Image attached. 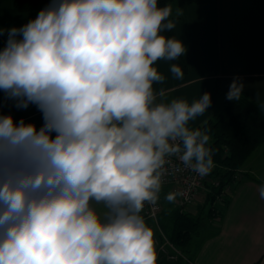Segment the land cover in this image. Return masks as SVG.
<instances>
[{
    "label": "clouds",
    "instance_id": "9594fccd",
    "mask_svg": "<svg viewBox=\"0 0 264 264\" xmlns=\"http://www.w3.org/2000/svg\"><path fill=\"white\" fill-rule=\"evenodd\" d=\"M171 16L158 0H50L7 30L0 91L43 123L0 113V264H157L141 213L160 198L168 158L200 176L214 167L208 131L189 127L211 94L163 102L153 87L165 80L155 63L186 52L163 34ZM244 87L234 78L226 99Z\"/></svg>",
    "mask_w": 264,
    "mask_h": 264
},
{
    "label": "crops",
    "instance_id": "0c3cea01",
    "mask_svg": "<svg viewBox=\"0 0 264 264\" xmlns=\"http://www.w3.org/2000/svg\"><path fill=\"white\" fill-rule=\"evenodd\" d=\"M13 1L0 0V29L5 30L0 50L6 45L8 29L23 26L41 10L18 12ZM170 5L174 37L186 48L187 71L178 79L170 72L171 61L155 63L165 76L163 83L153 86L157 93L163 92L158 101L183 98L191 103L204 92L210 93L208 111L189 122L195 129L224 106L231 82L239 77L245 85L243 92L264 110V0H172ZM0 113L11 114L16 121L23 118L37 128L43 123L35 105L17 109L2 91ZM238 176L227 202L221 205L217 227L203 238L186 264H264V198L260 196L264 142L250 153Z\"/></svg>",
    "mask_w": 264,
    "mask_h": 264
},
{
    "label": "trees",
    "instance_id": "16d2710c",
    "mask_svg": "<svg viewBox=\"0 0 264 264\" xmlns=\"http://www.w3.org/2000/svg\"><path fill=\"white\" fill-rule=\"evenodd\" d=\"M207 2L213 0H195ZM172 0H158L159 6L170 5ZM50 3V0H14L13 6L18 12H27L42 9ZM172 19V17H170ZM173 37V29L163 33ZM178 65L183 73L187 71V65L183 56L171 61V65ZM207 130L210 135L209 147L213 150L214 167L209 173L210 180H217L218 184L208 185L205 199L193 211H183L175 207L173 202H168L165 197L169 193L162 187L160 193L161 211L158 223L164 236L184 253L189 252L193 238L214 217H220L221 212H215L214 203L223 190V187L232 183L234 175L239 174L250 153L264 142V110L252 100L245 92L238 101L226 100L224 106L214 115L198 125L195 129ZM237 179L232 188L237 184ZM222 204L227 202L223 197ZM210 207L205 210V204ZM219 219V218H218ZM147 223V222H146ZM149 225V223H147ZM150 226V225H149ZM213 230V229H212ZM155 233V231L153 230ZM210 232L204 234L202 238ZM201 238V239H202ZM203 240V239H202ZM157 255V264H172ZM176 264H184L179 257Z\"/></svg>",
    "mask_w": 264,
    "mask_h": 264
},
{
    "label": "built area",
    "instance_id": "2783aa9c",
    "mask_svg": "<svg viewBox=\"0 0 264 264\" xmlns=\"http://www.w3.org/2000/svg\"><path fill=\"white\" fill-rule=\"evenodd\" d=\"M238 175H234L233 182L238 179ZM209 184L217 185L218 181L210 180L209 174L207 176H200L184 167L176 156L168 158V163L165 165L162 187L167 188L169 193H178L173 202L175 207L183 211H192L195 204L204 200L208 192ZM231 188V183H228L223 187V190L218 197L219 202L223 197L230 193ZM160 211L161 199L159 198L155 205L145 204L144 210L141 214L156 233L154 235V240L158 255L173 260L182 255L179 252L168 253L166 247L170 246L171 248L174 247V245L164 236L159 227L158 216Z\"/></svg>",
    "mask_w": 264,
    "mask_h": 264
},
{
    "label": "rangeland",
    "instance_id": "374dc122",
    "mask_svg": "<svg viewBox=\"0 0 264 264\" xmlns=\"http://www.w3.org/2000/svg\"><path fill=\"white\" fill-rule=\"evenodd\" d=\"M237 180H238V179H237ZM238 181H239V180H238ZM238 181H237V183H238ZM234 182H235V181H234ZM234 182L231 183V186H232V184H233ZM233 188H234V187H233ZM231 192H232V188H231L230 193H229L228 195H226L227 198L229 197V195L231 194ZM204 199H205V198H204ZM199 204H201V202L195 204V205L193 206V208L196 209L197 206H198ZM214 205H215V208H216V211H215V212H221V205H223L222 202H221V201L219 202V200H217V201L214 203ZM209 207H210V203H206V204H205V210H207ZM194 209L192 210L193 212H194ZM218 218H219V217H216V216H215L214 219H211L210 221H208V222L206 223L205 227L202 228V229L199 231L198 236H195V237L193 238L192 244H191V246H190V248H189V250H188L189 252L184 253L180 248H178L177 246L174 245V247H171V248H170V246H167V247H166L168 253H169V254H170V252H175V253L179 252V253H181L182 256H180V258L182 259V261L184 262V264H186V263L188 262L190 256L193 255L192 253H194V252L196 251L198 245L201 243V241H202V239H203L202 236H203L204 234H206V233L212 231V229H215V228L217 227L216 225H217V222H218ZM155 234H156V233H154V235H155ZM201 238H202V239H201ZM164 259H165L166 261H168V262H173L172 264H176V262H177V260L179 259V257H176V258H174L173 260H171V259H169V258H166V257H165Z\"/></svg>",
    "mask_w": 264,
    "mask_h": 264
}]
</instances>
